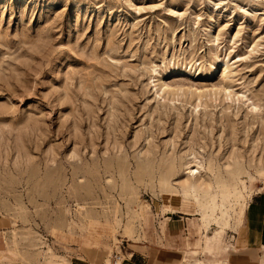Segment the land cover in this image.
Wrapping results in <instances>:
<instances>
[{
  "label": "rangeland",
  "instance_id": "obj_1",
  "mask_svg": "<svg viewBox=\"0 0 264 264\" xmlns=\"http://www.w3.org/2000/svg\"><path fill=\"white\" fill-rule=\"evenodd\" d=\"M258 192L264 0H0V264H264Z\"/></svg>",
  "mask_w": 264,
  "mask_h": 264
},
{
  "label": "crops",
  "instance_id": "obj_2",
  "mask_svg": "<svg viewBox=\"0 0 264 264\" xmlns=\"http://www.w3.org/2000/svg\"><path fill=\"white\" fill-rule=\"evenodd\" d=\"M174 214V213H173ZM245 219L247 220L246 225V233L242 240L237 242L235 245H232L233 252L234 253H242L244 251H248L250 248H252L253 245L261 244L262 247L264 246V192H258L255 193L250 202L248 203L246 209H245ZM203 227V226H202ZM204 229V228H203ZM184 231L179 230L178 233H167V236H165L164 241L167 246L176 245L177 247H184L188 246V243H185V240L183 238ZM206 235L208 238H210V243L212 245L213 241L210 236L206 233L205 229L204 232H202V235ZM200 241V240H199ZM196 244L197 247H200V242ZM165 245V246H166ZM239 246L240 248L237 250L236 246ZM202 247V252L205 251V241L204 245ZM221 249L223 250L222 253H220L218 250L211 251L210 253L206 252V256L215 257V256H222L225 252V248L221 246ZM130 254V257L128 256ZM128 256V257H127ZM127 257V260H126ZM125 258L124 264H162L163 259H166V254H154L153 252L150 254H146L142 251L133 250L130 253H127ZM220 260L214 261L212 264H250L248 261H239L238 258H235L233 262L229 258H223ZM191 264V263H188ZM194 264H204L201 261L194 262ZM256 264H261V260H259Z\"/></svg>",
  "mask_w": 264,
  "mask_h": 264
},
{
  "label": "built area",
  "instance_id": "obj_3",
  "mask_svg": "<svg viewBox=\"0 0 264 264\" xmlns=\"http://www.w3.org/2000/svg\"><path fill=\"white\" fill-rule=\"evenodd\" d=\"M120 260H121V257L119 254L116 253L113 255V262H112L113 264L120 261Z\"/></svg>",
  "mask_w": 264,
  "mask_h": 264
},
{
  "label": "bare ground",
  "instance_id": "obj_4",
  "mask_svg": "<svg viewBox=\"0 0 264 264\" xmlns=\"http://www.w3.org/2000/svg\"><path fill=\"white\" fill-rule=\"evenodd\" d=\"M192 172H194V170H193ZM195 173H196V172H195ZM192 174H194V173H192Z\"/></svg>",
  "mask_w": 264,
  "mask_h": 264
}]
</instances>
